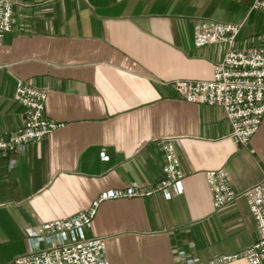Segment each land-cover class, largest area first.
<instances>
[{"label": "crops", "instance_id": "crops-1", "mask_svg": "<svg viewBox=\"0 0 264 264\" xmlns=\"http://www.w3.org/2000/svg\"><path fill=\"white\" fill-rule=\"evenodd\" d=\"M12 1L0 49V135L22 123L19 79L47 90L46 114L61 125L0 152V264L46 247L29 236L42 222L86 210L109 189L154 185L163 139L180 160V191L99 203L84 234L103 238L109 264H209L258 240L247 200L214 210L205 174L223 168L237 191L261 182L264 118L239 144L222 108L188 101L172 84L211 79L226 53L224 43L194 45L201 21L242 24L236 46H264L254 0Z\"/></svg>", "mask_w": 264, "mask_h": 264}, {"label": "built area", "instance_id": "built-area-1", "mask_svg": "<svg viewBox=\"0 0 264 264\" xmlns=\"http://www.w3.org/2000/svg\"><path fill=\"white\" fill-rule=\"evenodd\" d=\"M252 9L264 12V0H254ZM13 1L0 0V49L3 38L13 27ZM242 24L199 22L194 30L196 47L224 43L223 59L214 64L213 77L207 80H174L173 87L184 99L223 109L231 125V136L242 145L249 142L264 118V46L238 48L236 39ZM2 64L0 63V69ZM48 92L28 81L19 79L14 99L24 106L21 125L14 131L0 135V152L11 153L27 143L51 134L61 124L46 114ZM164 153L163 176L152 186L129 185L102 192L91 206L71 216L42 222L29 230L31 240L47 243L44 248L31 249L16 256L7 264H109L101 237H88L84 231L91 225L99 203L111 198H130L162 193L170 197L180 191L183 177L180 160L172 139L161 140ZM206 181L212 194L214 210H219L243 196L256 221L259 238L239 254H225L211 259L209 264H224L244 257L249 264H264V179L242 191H237L223 168L206 171ZM79 237L70 238L71 232ZM191 262V260H188Z\"/></svg>", "mask_w": 264, "mask_h": 264}]
</instances>
